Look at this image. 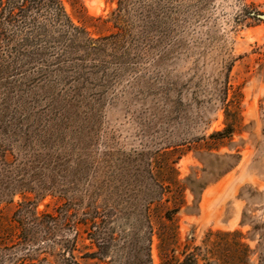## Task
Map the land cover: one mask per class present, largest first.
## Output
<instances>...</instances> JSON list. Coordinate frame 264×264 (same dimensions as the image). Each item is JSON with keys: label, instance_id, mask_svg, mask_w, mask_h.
<instances>
[{"label": "rangeland", "instance_id": "rangeland-1", "mask_svg": "<svg viewBox=\"0 0 264 264\" xmlns=\"http://www.w3.org/2000/svg\"><path fill=\"white\" fill-rule=\"evenodd\" d=\"M61 1L98 48L52 42L42 51L50 77L40 92L28 82L0 137L33 188L0 203V240L7 228L15 234L26 200L38 214L69 201L106 215L115 236L146 222L156 230L179 205L180 249L209 230H238L250 264H264V0H165L167 28L143 32L130 18L108 39L112 22L89 18L109 21L117 0ZM225 106L238 122L231 136L213 137L227 126ZM152 178L177 184L161 191ZM157 244L153 235V264Z\"/></svg>", "mask_w": 264, "mask_h": 264}, {"label": "trees", "instance_id": "trees-1", "mask_svg": "<svg viewBox=\"0 0 264 264\" xmlns=\"http://www.w3.org/2000/svg\"><path fill=\"white\" fill-rule=\"evenodd\" d=\"M168 8L165 0H117L109 21L100 17L89 20L112 22L118 33L104 38L108 39L124 33L130 18L143 32L167 28L172 21ZM97 41L89 37L85 28L73 24L61 0H0V137L7 136L10 124L17 122L16 113L24 104L21 100L28 82L37 81L36 92H40L50 77L46 72L51 63L42 52L49 51L47 45L56 42L68 48H98ZM225 110L227 126L213 137L231 136L234 132L238 120L229 121L227 106ZM9 151L0 142V203L33 191L22 166H13L7 160ZM152 181L161 191L177 184L175 178ZM178 210L179 205L165 208L163 222H158L156 230L146 222L145 226L135 225L115 236L116 228L109 227L106 215L89 217L69 201L54 213L38 214L35 203L26 200L13 213L15 234L8 228L3 231L0 264H153V235L158 239L159 264H250L254 251L238 230H209L201 245L190 248L186 244L180 249L177 226L172 222ZM86 239L88 245L84 244Z\"/></svg>", "mask_w": 264, "mask_h": 264}, {"label": "water", "instance_id": "water-1", "mask_svg": "<svg viewBox=\"0 0 264 264\" xmlns=\"http://www.w3.org/2000/svg\"><path fill=\"white\" fill-rule=\"evenodd\" d=\"M256 17L260 20H264V15H257Z\"/></svg>", "mask_w": 264, "mask_h": 264}, {"label": "bare ground", "instance_id": "bare-ground-1", "mask_svg": "<svg viewBox=\"0 0 264 264\" xmlns=\"http://www.w3.org/2000/svg\"><path fill=\"white\" fill-rule=\"evenodd\" d=\"M90 9H91V8H90ZM93 12H94V13L96 12V11H95V9H94V11H93Z\"/></svg>", "mask_w": 264, "mask_h": 264}]
</instances>
